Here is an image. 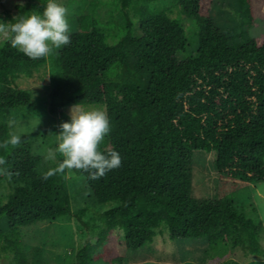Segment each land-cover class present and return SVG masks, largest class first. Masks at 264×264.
<instances>
[{
  "label": "trees",
  "instance_id": "trees-1",
  "mask_svg": "<svg viewBox=\"0 0 264 264\" xmlns=\"http://www.w3.org/2000/svg\"><path fill=\"white\" fill-rule=\"evenodd\" d=\"M115 1L121 22L114 33L92 8L79 15L71 43L50 60L48 112L102 106L111 131L100 150H115L122 160L97 180L73 170L95 202L118 201L99 215L100 225L76 251L75 263L122 264L129 251L163 233L171 240L206 238L210 249L223 254L240 250L246 257L264 258L260 219L246 216L227 196L190 197L193 151L216 152L221 179L264 181V0L233 4L241 25L260 22L263 28L244 43H236L231 29H220L210 17L214 0ZM46 4L21 0L5 11L7 23L25 13H42ZM179 13L195 27L196 54L187 58L179 56L188 46L175 18ZM47 60L28 58L8 40L0 44V114L29 105L31 95L17 87L16 79L30 78ZM10 131L0 122V143ZM0 157L12 173L11 178L0 175L8 187L0 203L7 220V229L0 228V254L11 257L12 264H28L18 227L64 215L92 227L82 218L85 208L72 211L65 173L42 179L47 171L39 169L42 157L33 153L30 141L0 147ZM62 160L58 154L54 167Z\"/></svg>",
  "mask_w": 264,
  "mask_h": 264
},
{
  "label": "rangeland",
  "instance_id": "rangeland-1",
  "mask_svg": "<svg viewBox=\"0 0 264 264\" xmlns=\"http://www.w3.org/2000/svg\"><path fill=\"white\" fill-rule=\"evenodd\" d=\"M47 1V0H46ZM169 1V0H168ZM69 10L68 23L70 33L78 28L77 18L80 14L89 13L92 8L101 22H108V28L114 33L116 24L120 21L115 0H57ZM235 0H214L210 17L220 29H231L230 36L236 43H244L250 38L263 32L262 25L247 28L241 25V20L234 11ZM21 0H4L0 5V22L7 23L6 10H10ZM156 4L161 5L159 0ZM234 4V5H233ZM175 10V9H174ZM131 19L134 21L133 34L140 33L138 20L134 7L129 9ZM171 16V15H170ZM173 17V16H172ZM184 27L188 40L187 49L179 53L182 58L196 54L195 27L191 20L180 13L175 17ZM111 32V33H112ZM7 39L0 37V44ZM62 49V48H61ZM61 49L55 50L52 55L46 57L45 68L34 73L30 78L20 76L16 79V85L20 89L28 91L31 101L22 109L11 111L5 115L0 114V122L9 125L10 120L15 121L11 131L21 136V143L31 142L34 154L42 157L39 169L43 172L55 166L56 161L47 160L48 148H55L57 140L54 135H59V126L70 122V110L73 106L58 107L55 114L48 112L49 83L54 67L50 60ZM84 110H104L99 105L79 106ZM29 112V113H28ZM28 114V115H27ZM20 143V144H21ZM216 152L193 151L191 156V191L190 197L195 200L215 199L220 196L229 197L236 207L246 216L260 219L262 230L259 234L261 246L264 247V181L244 182L238 178H220L214 160ZM71 209L77 211L85 208L83 220L89 223L90 229L82 226L75 216L64 215L55 220H45L35 224L18 227L16 232L23 240V250L26 253L28 264H76L75 253L84 241L100 225L99 215L114 207L118 201L112 200L105 203H97L93 200L91 192L80 177L73 174V170L65 172ZM8 193L5 183H0V203L4 201ZM0 228L7 229V220L0 215ZM118 230H115V233ZM220 250L210 249L206 238L187 239L178 238L171 240L167 233L157 234L150 243L137 250L129 251L122 264H264V258L246 257L240 250H233L223 254ZM11 257L0 254V264H12ZM93 264L107 263L103 259H97Z\"/></svg>",
  "mask_w": 264,
  "mask_h": 264
},
{
  "label": "clouds",
  "instance_id": "clouds-1",
  "mask_svg": "<svg viewBox=\"0 0 264 264\" xmlns=\"http://www.w3.org/2000/svg\"><path fill=\"white\" fill-rule=\"evenodd\" d=\"M68 14V8L57 0H47L42 13L32 11L15 17L13 22H0V37L6 38L12 48L32 60L49 57L55 50L71 43ZM14 125L15 121L10 120V128ZM59 128V135H54L57 146L48 148L45 158L56 161L59 154L63 160L44 173L43 180L66 170L82 171L90 180H97L121 166V156L117 151L100 150L101 143L111 131L105 111L84 110L75 105L70 110V122L62 123ZM21 141L20 135L10 131L0 147H16ZM6 165L7 160L0 157V175L11 178L12 173Z\"/></svg>",
  "mask_w": 264,
  "mask_h": 264
}]
</instances>
